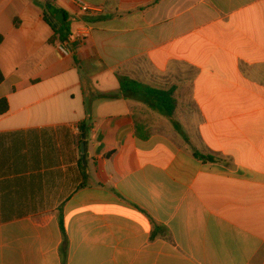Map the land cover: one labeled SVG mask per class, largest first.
Instances as JSON below:
<instances>
[{
	"label": "crops",
	"instance_id": "crops-1",
	"mask_svg": "<svg viewBox=\"0 0 264 264\" xmlns=\"http://www.w3.org/2000/svg\"><path fill=\"white\" fill-rule=\"evenodd\" d=\"M81 1L0 0V264H264V0Z\"/></svg>",
	"mask_w": 264,
	"mask_h": 264
},
{
	"label": "trees",
	"instance_id": "trees-1",
	"mask_svg": "<svg viewBox=\"0 0 264 264\" xmlns=\"http://www.w3.org/2000/svg\"><path fill=\"white\" fill-rule=\"evenodd\" d=\"M45 4L47 5V3ZM62 14V23L50 22L48 18V10L44 11V20L50 25L53 30V36L51 41H58L61 44L67 41L70 36V24L67 14L65 12H62ZM1 41L2 37L0 36V44ZM72 47L73 46H71V48ZM2 81L3 75L0 72V83ZM118 82L120 85V91L122 92L124 98L138 100L139 102H143L146 105H151L152 107H154L155 111L160 112L167 119L171 120L173 118V114L177 107V102L174 98V92L172 90L153 88L148 85L142 84L136 80H133L127 76H118ZM6 110V100L2 99L0 100V114L5 113ZM137 131H139V128H136V132ZM194 156L203 162L214 161L213 158L209 155H201L197 152H194Z\"/></svg>",
	"mask_w": 264,
	"mask_h": 264
},
{
	"label": "built area",
	"instance_id": "built-area-1",
	"mask_svg": "<svg viewBox=\"0 0 264 264\" xmlns=\"http://www.w3.org/2000/svg\"><path fill=\"white\" fill-rule=\"evenodd\" d=\"M74 4L78 7L79 11L82 13L91 12L90 8L86 6L81 0H74ZM84 33L81 32H74L71 34L67 41L62 43L59 47V52L63 56H68L71 54V46L79 41V38L81 39L83 37ZM78 39V40H76Z\"/></svg>",
	"mask_w": 264,
	"mask_h": 264
},
{
	"label": "water",
	"instance_id": "water-1",
	"mask_svg": "<svg viewBox=\"0 0 264 264\" xmlns=\"http://www.w3.org/2000/svg\"><path fill=\"white\" fill-rule=\"evenodd\" d=\"M39 8H42L44 10H48V18L50 22H58L62 23L63 22V14L62 12L56 10L53 6L50 4L43 5V4H38L35 3ZM81 153H84V146L81 144Z\"/></svg>",
	"mask_w": 264,
	"mask_h": 264
}]
</instances>
